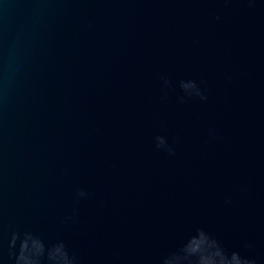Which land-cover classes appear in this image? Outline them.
I'll return each mask as SVG.
<instances>
[{"label":"water","instance_id":"water-1","mask_svg":"<svg viewBox=\"0 0 264 264\" xmlns=\"http://www.w3.org/2000/svg\"><path fill=\"white\" fill-rule=\"evenodd\" d=\"M200 229L264 264V0H0V264L14 233L163 264Z\"/></svg>","mask_w":264,"mask_h":264},{"label":"clouds","instance_id":"clouds-1","mask_svg":"<svg viewBox=\"0 0 264 264\" xmlns=\"http://www.w3.org/2000/svg\"><path fill=\"white\" fill-rule=\"evenodd\" d=\"M161 80L164 81L165 88L171 86L167 78L161 76ZM182 88L184 96L180 97L181 103L185 102V97L207 100V96L195 80L182 81ZM156 140L158 149L164 148L169 155L175 154L166 137L158 136ZM18 240H20L18 253H13L15 264H79L78 257L62 241L48 246L43 239L31 232H24L22 239L21 234L14 233L13 245ZM163 264H255V261L242 256L239 251L229 252L216 237L200 229L190 235L177 252L164 257Z\"/></svg>","mask_w":264,"mask_h":264}]
</instances>
